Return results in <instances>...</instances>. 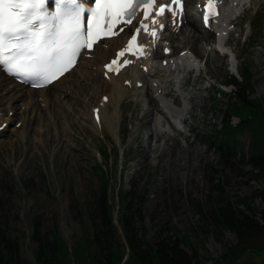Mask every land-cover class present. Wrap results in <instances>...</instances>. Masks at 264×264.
<instances>
[{
	"label": "rangeland",
	"instance_id": "obj_1",
	"mask_svg": "<svg viewBox=\"0 0 264 264\" xmlns=\"http://www.w3.org/2000/svg\"><path fill=\"white\" fill-rule=\"evenodd\" d=\"M242 2L243 11L236 17L237 27L224 42L200 26L195 1L188 0L189 21L169 37L175 50L187 46L194 59L184 60L187 63L179 71L160 74L162 70L158 71L162 93L154 95L155 100L149 96L156 89L151 83L153 79L134 91L125 88L116 107L112 104L107 107L108 113L116 112L115 121L107 117L100 129L94 127L88 106L96 103L99 92H92V96L84 92L79 101L73 88V93L69 90L72 96L64 92L66 96L63 93L60 98L63 103L56 100L60 113H55L56 106L52 105L45 111L36 99V92L35 107L30 106L25 112L27 101H34L22 92L17 93L18 90L8 92L7 86H0L1 110L12 103L13 109L24 110L21 116L28 112L26 124L9 127L0 134V219L11 228L22 255L31 263L37 244L30 235L33 221L37 220L43 237L51 240L57 231L67 248L73 249L67 258L62 256V264L78 261L93 264L92 246L87 237L92 233L88 210L98 184L95 162L108 174L110 195L114 196L118 187L134 188L137 194H143L148 237L159 228L178 235L183 231L196 243L202 235L204 244L200 246V254L204 264H212V258L236 243L235 234L228 230L223 231L220 240L205 228L204 234L200 233L205 221L197 212V204L209 206L219 195L236 200L264 188V182L247 161L248 135L239 136L243 145L235 154L220 155L207 134L212 124L220 122L227 100L217 93V84L230 73L236 75L240 58H246L254 78H258L250 96H264V20H254L251 25L256 9H259L257 15L264 16V0ZM245 37H248L246 42ZM76 74L77 71L66 81L77 77ZM92 77L100 83L101 79ZM75 81L76 78L72 82ZM64 84H60L61 88ZM77 85L79 89L84 86L81 82ZM88 87L89 91L94 89ZM231 88L232 85L225 90ZM103 91L104 88L100 93ZM10 96L13 99L9 101ZM18 119L23 121L20 115L13 121ZM236 120L232 117L233 123ZM98 151L103 153V158ZM254 205L257 210L264 208L259 197L254 198ZM113 214L117 232L122 235L116 218L119 214L115 210ZM263 242L261 233L248 244ZM239 250L234 253L238 254ZM259 259L250 249L239 261L256 264Z\"/></svg>",
	"mask_w": 264,
	"mask_h": 264
},
{
	"label": "trees",
	"instance_id": "obj_2",
	"mask_svg": "<svg viewBox=\"0 0 264 264\" xmlns=\"http://www.w3.org/2000/svg\"><path fill=\"white\" fill-rule=\"evenodd\" d=\"M238 74L240 78L232 75L221 82L223 85L232 84L234 88L227 94L219 88L218 93L226 95L227 101L220 122L213 124L209 132L214 134L213 140L220 155L235 154L243 145L239 135H248L247 161L257 171L258 179L264 182V96H250L258 78H254L246 61H240ZM232 116L237 117L236 123L231 121ZM93 168L98 184L94 202L88 210L92 233L90 238L87 237L92 246L93 264L205 263L200 254V246L204 244L202 235L196 243L183 231L178 235L159 228L153 236L148 237L144 226L143 205L146 199L143 194L140 196L134 188L126 190L118 187L114 196L110 195L108 174L97 163H94ZM255 197L264 203V188L236 200L219 195L209 206L198 202L197 212L205 221L200 233L204 234L205 228L220 240L223 231L228 230L237 238L232 247L212 258V264H240V256L250 249L260 257L256 264H264V242L248 244L259 234H264V208L256 209ZM114 210L119 214L117 221L122 235L117 232L113 222ZM30 239L37 244L33 263L22 255L11 228L0 219V264H62V256L67 258L69 252L73 253V249L67 248L57 231L51 240L43 237L37 220L33 221ZM237 249H240L239 253L235 254Z\"/></svg>",
	"mask_w": 264,
	"mask_h": 264
},
{
	"label": "snow or ice",
	"instance_id": "obj_3",
	"mask_svg": "<svg viewBox=\"0 0 264 264\" xmlns=\"http://www.w3.org/2000/svg\"><path fill=\"white\" fill-rule=\"evenodd\" d=\"M151 3L143 0L145 6ZM139 6V0H95L94 8L83 0H55V9L49 11L46 0H0V64L21 79L49 84L68 71L81 49L91 50L101 33L109 35L114 23L130 19ZM164 10L163 4L157 9ZM207 18L206 13V23ZM134 39L135 32L127 51H133Z\"/></svg>",
	"mask_w": 264,
	"mask_h": 264
},
{
	"label": "bare ground",
	"instance_id": "obj_4",
	"mask_svg": "<svg viewBox=\"0 0 264 264\" xmlns=\"http://www.w3.org/2000/svg\"><path fill=\"white\" fill-rule=\"evenodd\" d=\"M190 23H192V22H190ZM193 25H195L194 23H193ZM119 40H120V38L118 37V38H112V39H110L109 41H111V43H113L114 45H116L117 43H119ZM110 43V44H111ZM112 50H113V45H111L110 46V48L109 49H105L104 50V52L102 53L101 52V54H97V55H95L92 59H86V58H84V61H83V63L85 62V59H86V62L83 64V63H81V64H79V65H77V66H75L73 69H72V71H71V73L74 71V70H77L78 71V75H77V77H76V81H75V83H73V82H68V83H65L64 85H62L63 87V89L61 88V85H60V83L65 79V77L63 78V79H59L57 82H54L50 87H48V88H40V89H31V88H24V86H22V85H19V84H17V83H15L13 80H11V78H9L8 76H6L3 72H1L0 71V86L1 85H5V86H7V87H5V89L7 88V91L9 92V90L11 91V90H18L19 92H17V93H23V95H25L26 96V98H28L29 100H31L32 101V98L34 97V95H35V93L37 92V93H39V96H41L43 99H42V101H45V105L46 106H48V105H52L53 107L54 106H56V109L54 110L55 111V113H60L61 112V108L59 109V108H57L58 106V104H56L57 102H56V100L58 99L59 101H63V100H61L60 98V95H61V93L63 94L65 91H66V89L67 88H70V87H72L73 88V92H74V94L76 95V96H78L79 98H78V101H79V99L81 100V98H80V95H82L84 92H86V93H88L90 96H92V92H95V93H97V92H99V95H98V99L96 100V103H94L93 105H96V104H98L99 102H100V97H101V94L102 93H100V91L104 88V94H107V96H108V100H107V102H105V103H103V105L101 106V108H100V111H99V115H100V119H99V123H100V125L102 126V121H105L106 120V118L108 117L110 120H112V121H115V115H116V112L115 111H113V112H110V113H108V111H107V107H108V105L110 106V104H112L113 105V107H116V104H117V102L120 100V98H121V96H122V94H123V91H124V89H125V87H124V85H122V80H121V76H111L110 77V80L109 81H106V80H104L102 77H101V75L99 74V69H96V68H93V67H95V66H97V65H99V64H101L102 63V61L103 60H105L108 56H109V54H110V51L112 52ZM83 69H85V70H83ZM70 73V74H71ZM93 73H96V75L97 74H99V77H100V83L97 81V82H94V77H92V74ZM69 74V75H70ZM68 76V75H67ZM66 76V77H67ZM8 80H10V81H12V83H14V84H12L11 85V82H10V84L7 82ZM96 80V79H95ZM82 83L84 86H81L80 87V89L79 88H77V83ZM57 84H58V86H57ZM88 85L91 87L92 86V88H94L93 90H90L89 91V87H88ZM57 86V87H56ZM22 87V88H21ZM65 87H66V89H65ZM76 88L78 89V90H76ZM3 89V88H2ZM133 89H134V87H133ZM51 91V92H50ZM52 93L53 94V96H54V99H52L51 97H50V93ZM72 92V91H71ZM70 92V93H71ZM72 92V93H73ZM12 93V92H11ZM14 93H16L15 91H14ZM13 93V94H14ZM21 93V94H22ZM57 94V95H56ZM9 95V94H8ZM71 95V94H70ZM17 96V95H16ZM56 96V97H55ZM6 96H1V98L4 100V98H5ZM9 98L11 99V96L10 97H8L7 98V100H9ZM24 98V97H23ZM13 99V98H12ZM11 99V100H12ZM16 99H18V97H16ZM25 99V98H24ZM1 101V100H0ZM10 101V100H9ZM59 101H58V103H59ZM33 103V102H32ZM62 103V102H61ZM152 103V102H151ZM1 104V103H0ZM36 105V104H35ZM92 105V103L91 104H89L88 106H89V108H90V106ZM92 105V106H93ZM41 106V105H40ZM62 106V105H61ZM3 107H5V106H3ZM4 109V108H3ZM6 109H13L12 108V103H10L8 106H6ZM5 109V110H6ZM45 109H47V107L45 108ZM1 110V109H0ZM3 111V110H2ZM17 111L18 110H16V108H14L13 109V113L15 114H18L17 113ZM65 111H66V109H65ZM25 112H26V110H25ZM54 113V114H55ZM1 114H3L4 115V113H1ZM26 114V113H25ZM49 116V115H48ZM56 116V115H55ZM0 117H1V115H0ZM44 118V117H43ZM66 118H67V115H66ZM46 119V118H45ZM58 119V118H57ZM9 120H12V118L10 117L9 118ZM44 120V119H43ZM47 120V119H46ZM48 121V120H47ZM53 121V120H52ZM68 121V120H67ZM108 122H109V120H107ZM71 123V122H70ZM110 123V122H109ZM112 123V122H111Z\"/></svg>",
	"mask_w": 264,
	"mask_h": 264
}]
</instances>
